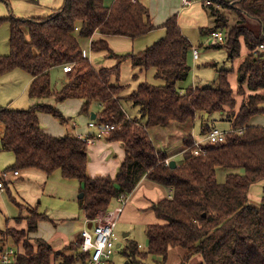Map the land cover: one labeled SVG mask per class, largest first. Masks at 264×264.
I'll return each mask as SVG.
<instances>
[{
	"label": "trees",
	"instance_id": "obj_1",
	"mask_svg": "<svg viewBox=\"0 0 264 264\" xmlns=\"http://www.w3.org/2000/svg\"><path fill=\"white\" fill-rule=\"evenodd\" d=\"M213 1V0H211ZM235 15L229 27L224 46L227 58L240 57L242 41L249 53L237 67V80L241 90L248 94L238 111L228 113L232 130L225 143L203 146L199 155H193L190 135L184 137L183 160L175 167L165 162L168 155L154 147L149 129L166 127L171 122L191 124L197 112H221L234 108L235 98L228 80L231 69H219L214 85L197 84L183 93L177 83L183 81L190 70L187 54L191 44L181 32L177 15H171L162 24L165 35L137 53L117 54L105 39L90 42L93 51H105L117 59L115 66L95 69L84 55L82 40L93 33L139 37L155 28L148 7L140 0H63L62 6L45 17L0 18L10 27L9 53L0 54V75L22 69L32 76L27 88L30 99L67 98L83 100L81 113L88 114L92 104L101 106L96 119L114 124L106 137L121 141L125 158L116 175L90 177L86 173L88 144L76 135L53 136L45 133L37 112L49 113L61 124L68 123L54 106L38 103L26 109L0 107L3 134L0 148L14 154V162L6 170H41L50 175L59 170L65 178L81 183L82 197L78 205L87 219L105 213L111 200L127 195L143 176L171 190V196L151 205L162 223L148 224L145 228L147 248L140 250L137 243L127 245L128 256L144 261L149 256L165 263L169 248L184 250L181 264L194 255L201 256L199 264H264V183L263 196L257 205L248 199L251 184L264 181V126L250 125L248 120L262 113L264 103V0H215ZM215 18L211 30L227 26L228 17L208 5ZM247 18L258 21L259 30L249 28ZM203 28L200 29L203 32ZM130 59L133 66L153 68L161 85L141 82L130 99L138 106L145 119L142 125L124 113L116 93L119 86L110 83L119 75V63ZM71 64L68 82L60 90L52 87L50 68ZM209 130V127L206 128ZM240 130V131H239ZM242 169L243 174H227L223 182L216 177V168ZM6 187V183H5ZM27 230L0 229V252L9 238L15 245L22 240L23 252L13 264H49L50 259L61 257V264H72L66 256L42 238L36 246L26 238V232L37 228V222L48 217L35 209H28ZM79 239L69 244L86 264L89 254L80 251Z\"/></svg>",
	"mask_w": 264,
	"mask_h": 264
},
{
	"label": "rangeland",
	"instance_id": "obj_2",
	"mask_svg": "<svg viewBox=\"0 0 264 264\" xmlns=\"http://www.w3.org/2000/svg\"><path fill=\"white\" fill-rule=\"evenodd\" d=\"M225 1L229 2L230 0ZM60 2H62V0H9L10 4H8V0H0V17H4L6 15L19 16L23 18L37 17L45 15L50 10L52 11V9L56 10L57 6L60 5ZM150 2L151 8L154 10L153 12L157 15L166 10V7L168 6V0H145V4L148 7H150ZM182 6L184 11L183 15L185 16V19H183L181 22L182 28L191 36V40L195 41L194 45L198 46L197 51L200 58L195 62L189 61L191 66L190 75L185 81L178 82L177 88L181 91L183 90V86H188L187 84L192 83V75L195 76V81L198 84H204L210 81L209 84L213 86L215 81V70L221 68L229 69L231 67V63L227 59L226 49L223 47L217 48L199 45V40L204 44L207 43V36L205 37L206 39L201 37L198 30V28L202 26L201 24L207 22L208 19L207 15L201 11V0H192L191 6ZM218 9H220L222 12H228L230 10L223 4H220ZM192 11H194V14L190 15ZM179 14L180 13H178V17ZM190 18H194L195 21H191ZM232 24V22H229L227 26H223L221 28L229 29ZM246 24L249 28L259 25L257 20L251 18H247ZM206 25L207 23L204 26ZM9 34L10 27L8 21H2L0 23V54H7L9 52ZM51 73L52 87L56 90H60L62 85L61 80L59 79V71L54 69ZM154 74L155 70L153 68L145 69L146 82L153 85L163 84V80L156 78ZM14 75L15 73H9L7 75L0 76V107L4 108L8 106L14 109L28 108L33 105V101L30 100L27 92L25 91L24 84H22V76H19L18 78L12 77ZM122 78L123 80H129V68L126 67L124 69L122 67ZM233 78L234 76L232 79ZM232 79L231 81L236 83V81H233ZM239 89L240 88H238V91ZM241 90L246 92V94H243L241 97L244 99L248 94L246 86H242ZM260 92L264 91L261 90ZM237 97L240 99L238 95ZM67 99L63 101H66ZM69 100L70 99L67 101ZM95 106L96 105L93 104V107ZM77 107L78 104L76 102H69L70 116L77 120L75 122L78 125H82V121L86 119L78 117L77 111H73L74 108L77 110ZM50 118L54 119L56 123L59 122L54 116H51ZM175 123L176 125H180L178 122ZM212 124L224 131H229L231 129V124L225 120L222 114L219 112L212 113L209 121L206 124L204 123V126L206 127L207 125ZM63 125L65 126V124ZM186 126H188L187 132L181 133V136L178 138H172L173 140L171 143H169V140L166 137H163V135H165L164 133L158 132L156 139L154 138L155 144L160 149H166V147L170 146L168 149L172 151L176 152L178 149L181 150L183 147V137L191 134L192 131L197 137H200V129L202 124L198 123L194 129V126L191 124ZM2 129L3 126L0 124V130ZM101 139L104 140V138ZM180 157L181 156H178L177 158L179 159ZM13 162V152L2 150L0 148V173H2V171H4L6 167L11 165ZM6 172L7 174L4 181V189L0 190V229L15 227L14 229L20 230L17 228L20 227V218L17 220L16 218L25 217L27 215L28 209H35L38 213H42L48 217L47 219L42 220L38 226V230L44 238L54 243L59 242L58 233H65L66 235L71 233L72 235H75L84 228H82L84 217L83 212L78 205V197L81 193V183L78 179L65 178L61 175L59 170H55L50 176H47V174H45L43 171L33 169L30 174L22 173V176L17 177L16 181L13 182L11 180L13 171L6 170ZM232 172L243 174L242 169L218 167L216 168L217 180L219 182H223L227 174ZM263 183L264 181H258L250 185L248 193L250 204L257 205L261 202V198L263 196ZM59 219L63 221L58 222ZM53 220H57L56 225L53 224ZM24 222L25 220H21L22 226H24ZM145 228L146 224L132 222L125 225L121 222H118L114 228L116 235L115 246L110 259L106 262V264H181L183 256L180 257L179 254H177V251L180 249V247H175L170 252H168L165 263L161 262L160 259L156 258L155 256H149L144 261H138L136 260L137 257L135 258L128 256L126 251L127 245L130 241L139 244L141 246L139 248L140 250H146L148 240ZM23 230L26 231V229ZM126 233H128V235H124ZM78 239L79 236H77L76 240ZM8 243L12 245L15 244L14 240L11 238L5 242V244ZM21 245L22 240H20L19 244L16 246L17 248H20ZM58 251L62 252L66 256L73 257L74 261L72 264H83L81 259H79L80 256L77 255V252L74 251L73 248H70L69 244L65 248ZM198 259L201 262V256L196 254L185 264H198ZM52 264H58V262Z\"/></svg>",
	"mask_w": 264,
	"mask_h": 264
},
{
	"label": "crops",
	"instance_id": "obj_3",
	"mask_svg": "<svg viewBox=\"0 0 264 264\" xmlns=\"http://www.w3.org/2000/svg\"><path fill=\"white\" fill-rule=\"evenodd\" d=\"M35 1H38V0H35ZM140 1L145 4V0H140ZM204 1L205 0H201V11H203L207 15L208 19H207V22H204L203 24H201L202 26H200L198 28V30H199V35L201 37L205 38L207 36L206 37L207 43L204 44L200 40L198 42L200 43L199 45H206L207 47H210V46L215 47L214 44H211L210 40H209L210 39L209 38V32L211 31V28H213V26L215 25V18L211 14L209 6L206 5ZM213 1H215V0H213ZM223 1H225V0H223ZM8 4H10L9 0H8ZM62 4H63V0H62V2H60V5L57 6V9H59L62 6ZM182 5H183L182 0H168V6L166 7V10L162 11L160 14L157 15L153 12L154 10L151 8V2H150V4H149L150 7H148L147 5L146 6L148 7L152 23L155 26V28L153 30H151V31L139 36V37H136V38H130L128 36H121V35H109V36H107V35H102L98 32H95V33H93V35L90 38L82 40V48H83L84 55L87 56L91 65L97 70L100 68H110L112 66H115L117 63V59L115 57L107 55V53L105 51H93V50H91L90 49V42L93 40L105 39L107 41L110 49L117 54L137 53V52H140V51L144 50L145 48L149 47L156 40H158L159 38L164 36L165 35V28L162 27V24L165 22V20L168 17L176 14L178 26L180 27L183 35L187 37V39L189 40V42L191 44V48L187 54V64H188L189 68L191 69L189 61H194V62L198 61L200 57H199V53H198L197 58L193 57V54H192L193 48L197 49L198 46L194 45L195 41L191 40L192 39L191 36L187 32H185L182 28L181 22L183 19H185V16L183 15L184 11L182 9V7H183ZM190 6H191V4H190ZM56 10L52 9V11L50 10L45 15H41V16H37V17L48 16V15L52 14L53 12H55ZM218 10H220V9H218ZM228 12H223L228 17V23L229 22L234 23L237 19L236 15L231 10H229ZM178 13H180L179 17H178ZM192 14H194V11H192L190 13V15H192ZM9 16H13V15H8V16L6 15V16L0 17V18H5V17H9ZM14 17L23 18V17H19V16H14ZM190 19L193 22L195 21L194 18H190ZM206 23H207V25L204 26ZM201 28L204 29L203 32L200 31ZM253 28L256 31L259 30L258 26L253 27ZM221 47L225 48L224 46H221ZM217 48H220V47H217ZM260 49H262V48H260ZM9 50H10V48H9ZM262 50H264V48ZM240 52H241L240 57L234 59L233 61H230L227 58L228 61L231 63V67L229 68V69H231V72L228 74V80H229L230 85L232 87L233 96L235 98L234 108L226 107L223 111L219 112L222 114L223 118L231 124V129L227 132H230L232 130V119H233V118H229L228 113L231 111L237 112L242 101H243V99L241 98L243 94L239 93L240 91H238V88H240V87L238 85V80H237V67H238L239 63L241 62V60L243 59V57L249 53V50L244 45L243 41L241 44V51ZM226 53H227V51H226ZM122 67L124 69L126 67L129 68V80H123V78H122ZM54 69H57L59 71V73H60L59 79L61 80V85H62L61 87H63V85L68 82L69 71L65 70V64L57 65V66L50 68V70H49L50 81L52 78L51 72ZM21 70L22 69H14V70L7 72L5 74H2V75H7L9 73H15V75L12 77L18 78L19 76H22V84H24L25 91L27 92V88H28V86L32 80V76L28 72H26L24 70L21 71ZM218 70L219 69L215 70V76H214L215 78L214 79H216V77H217ZM23 72H25V73H23ZM2 75H0V76H2ZM189 75H190V70L188 72L187 77L183 81H185L189 77ZM233 76H234V78L232 79ZM191 79H192L191 80L192 83L187 84L188 86H183L182 87L183 90H181V91L179 90L181 93H183V91L187 87H189V86L193 87V86L198 84L195 81L194 75H192ZM231 79L233 81L235 80L236 83H233L231 81ZM144 81H146V79H145V68L142 66H133L130 59L122 60L119 63V75L117 77H112L111 81H110L111 84L120 87L115 96L119 98L120 103H121V107H122L124 113L126 114V116L129 119H136L142 125L145 124V119L142 117V113L139 110L138 106H136L132 102V100L130 99V96L136 90L138 85ZM179 82H181V81H179ZM209 83H210V81H208L204 84H209ZM204 84H200V85H204ZM237 95L240 97V99L237 97ZM68 99H70V100L67 101ZM68 99L66 101H57L53 97L42 98V99H30L31 101H33V105L38 104V103H45V104H49V105L54 106L60 113L63 114L64 117L69 119L68 123H66L64 126L60 122L57 121L58 123H56V121H54V119H51L50 118L52 116L51 114L41 112V111L37 112L38 120H39V123H40L42 130L45 133L53 135V136L76 135L78 137H82L85 135H88V136L93 135L95 130L88 127L87 123L89 122V120L92 119L91 113H94V116L96 119L97 113H99L101 111V106L99 104L94 103L96 106L93 107V104H92L90 107V112L88 114L81 113L80 109L82 107L83 100L79 99V98H74V97H71ZM71 101L76 102L78 104L77 110H76V108H74L73 111H77L78 117H82V118L86 119V120L82 121V125H78L75 122L77 120L75 118H73L72 116H70L71 114H70V110H69L70 109L69 108V102H71ZM259 106L262 109H264V103H261ZM6 107H8V106H6ZM23 109H26V108H23ZM211 115H212V113H204V112H197L195 114V117L193 118V120L191 122V125L194 126L193 129L195 128V126L198 123H201L202 126L200 129V137H197L193 133V131L191 134H189L191 136V138L193 139V141H197V140L200 141V140L205 139V135L208 131V130H206V128L207 127L211 128V127L215 126L214 124L207 125L206 127L204 126V123L206 124L209 121V118L211 117ZM248 124L264 126V111H262V113H257V114H254L253 116H251L250 119L248 120ZM186 125H188V124H185V125H183V124L178 125L177 124L176 125L175 122H171L166 127H153V128H150L148 130L154 147L158 150L165 151L168 155L169 161L174 160L176 164L180 163L183 160L182 153L185 150L184 146L182 147L181 150L178 149V151H176V152L168 149V148H170V146L166 147V149L165 148L160 149L155 144L154 138L156 139L158 132H162L165 134V135H163V137L164 138L166 137L169 140V143H171L174 138L180 137L181 133L187 132L188 126H186ZM3 131H4V129L0 130V139H1V136L3 134ZM106 137H103L104 140L100 138V139L93 140L91 143H87L88 144V151H87L88 161H87L86 173L90 177L109 175L112 178H114L119 167H120V165H121V163L123 162V160L125 158V149H124L123 143L121 141H109ZM184 137H186V136H184ZM184 137H183V141H184ZM178 156H181V157L178 159L177 158ZM32 171H33V169L19 170L20 174L17 176H13L11 180L13 182H15L17 177L22 176V173L30 174V172H32ZM50 175H47V176H50ZM119 196L114 197L111 200V202L109 204V208L105 212L106 214H109V215L111 214L113 217H115L114 228L116 227L118 222H121L125 225L130 224L132 222H137L139 224H146V226H147L148 224L162 223V221L159 218H157L154 211L151 209V205L153 203H156L157 201L163 199V198L170 197L171 196V190L160 185V184H158V183H156V182H154V181H152V180H150L148 177L143 176L140 179V181L137 183L135 188L132 190V192H130L127 195H123V197H124L123 202L119 200ZM78 198H81V197L79 196ZM117 207H120V210L115 211ZM28 215H29V212H27V215L23 218L22 217L16 218V220L18 218H20V220H19L20 221V224H19L20 227H17L18 229H26L27 230L26 219H27ZM83 216L84 217H83V222H82V228L84 227L85 222L87 220L84 212H83ZM21 220L22 221L25 220V222L23 223L24 226H22ZM42 220H45V219H42ZM42 220H39L37 222L36 230H34L32 232H26V238L29 240L30 243L33 244V246H36L35 239L42 238L47 243H49V245L52 247L53 250H61V249L65 248L66 246H68V244H70L71 242H74L77 239V236L81 235L80 234L81 231H79L75 235H72L71 233L68 235H66L65 233H58L59 242L54 243V242L44 238L43 235L39 232L38 226L40 225ZM53 221H54L53 224L56 225L57 220H53ZM61 221H63V220L59 219L58 222H61ZM88 224H87V226H88ZM11 228H15V227H11ZM114 232H115V230H114ZM124 235H128V233H126ZM13 245L9 244V243L8 244L4 243L3 249L5 247H12L13 249H15L16 258H17V255H19L20 253H22L24 251L23 246L21 245L20 248H17V246L15 244H13ZM138 246L141 247L139 244H138ZM173 248H175V247L169 248L168 252H170ZM2 250H1V252H2ZM177 254H179L180 257L183 256L184 250L181 248L178 249ZM58 258L59 257L54 258L52 256L49 264L56 263V262H58V264H61L62 258L61 257L59 259ZM198 261L200 263L199 259H198ZM86 264H87V262H86Z\"/></svg>",
	"mask_w": 264,
	"mask_h": 264
},
{
	"label": "built area",
	"instance_id": "obj_4",
	"mask_svg": "<svg viewBox=\"0 0 264 264\" xmlns=\"http://www.w3.org/2000/svg\"><path fill=\"white\" fill-rule=\"evenodd\" d=\"M206 5H213L215 8H218L219 3L213 2L211 0L204 1ZM183 5H190L192 0H182ZM228 28L223 29L221 27L211 30L209 32L210 43L214 45H221L226 43ZM260 48H264V45H260ZM193 57H198L197 49L193 48L192 51ZM71 64H65V70H71ZM88 127L95 130L94 134L91 136L85 135L80 137L82 140L87 143H91L95 139H100L109 135L111 130L114 129V124H108L100 122L96 119H91L87 123ZM240 131V130H239ZM227 131L221 130L217 127H211L205 135V139L200 141H194L191 152L193 155H199L202 152V147L206 145H215L222 144L226 142ZM169 164V159L165 160ZM6 171L0 173V189H4V181L6 179ZM19 170L13 171V176L19 175ZM119 200L123 202V195L119 196ZM120 210V207H117L115 211ZM92 223L91 227H88L87 224ZM115 217L111 214L101 213L98 214L94 219H87L84 225V228L81 230L80 234L82 241L80 244V249L83 252L89 254L87 259V264H106L110 259V256L113 252L115 246ZM16 260V252L12 247H5L0 253V264H13Z\"/></svg>",
	"mask_w": 264,
	"mask_h": 264
},
{
	"label": "water",
	"instance_id": "obj_5",
	"mask_svg": "<svg viewBox=\"0 0 264 264\" xmlns=\"http://www.w3.org/2000/svg\"><path fill=\"white\" fill-rule=\"evenodd\" d=\"M91 118L92 119H95L94 113H91ZM169 165H170V167H175L176 166V163H175L174 160H171V161H169ZM82 195H83V193H80L79 196L82 197ZM91 225H92V223H89L88 224V227H91Z\"/></svg>",
	"mask_w": 264,
	"mask_h": 264
}]
</instances>
